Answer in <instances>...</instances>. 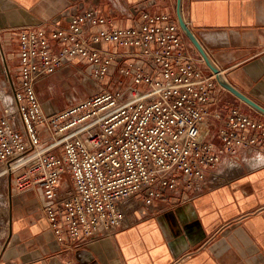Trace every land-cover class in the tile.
I'll return each mask as SVG.
<instances>
[{"label": "built area", "instance_id": "2783aa9c", "mask_svg": "<svg viewBox=\"0 0 264 264\" xmlns=\"http://www.w3.org/2000/svg\"><path fill=\"white\" fill-rule=\"evenodd\" d=\"M5 33L14 44L0 42L6 67L0 80V186L5 181L13 193L39 188L41 210L60 240L124 225V205L132 198L150 204L180 183L204 188L206 170L222 153L233 156L249 146L264 151V116L234 104L217 106L225 89L172 13L143 9L131 25L115 26L88 8L47 34L34 28ZM108 44L131 49L125 56L134 60L119 69L130 79L125 90H115L121 83L99 88L47 112L36 79L76 58L97 84L119 56ZM209 116L219 121L220 148L207 139ZM64 173L72 190L59 189Z\"/></svg>", "mask_w": 264, "mask_h": 264}, {"label": "crops", "instance_id": "0c3cea01", "mask_svg": "<svg viewBox=\"0 0 264 264\" xmlns=\"http://www.w3.org/2000/svg\"><path fill=\"white\" fill-rule=\"evenodd\" d=\"M181 7L188 28L222 76L264 109V0H181ZM88 8L115 26L131 25L143 9L176 16V0H0V42L14 44L7 30L34 28L47 34ZM109 47L119 56L105 78L114 86L129 83L119 69L134 60L125 56L131 49ZM80 64L72 59L36 79L47 112L62 108L44 100L46 83L60 79L74 90L88 71ZM0 75H6L1 58ZM71 95L80 99L74 91L67 98ZM228 104L258 112L221 90L217 106ZM218 127L219 121L209 116L207 139L220 148ZM67 177L62 174L60 184L66 185ZM7 188H0L7 197L5 212H0V264H264V151L254 146L240 147L233 156L222 153L217 165L206 170L202 189L180 183L150 204L130 199L124 225L86 239L66 234L58 239L41 210L39 188L22 193Z\"/></svg>", "mask_w": 264, "mask_h": 264}, {"label": "rangeland", "instance_id": "374dc122", "mask_svg": "<svg viewBox=\"0 0 264 264\" xmlns=\"http://www.w3.org/2000/svg\"><path fill=\"white\" fill-rule=\"evenodd\" d=\"M186 38V37H185ZM186 41L187 43L190 44V42L188 41V39L186 38ZM191 45V44H190ZM192 46V45H191ZM194 52L199 56L200 54L196 51V49L192 46ZM9 65H11L12 63L8 60L7 62ZM205 65V64H204ZM11 67V66H10ZM83 68V66H81L80 64V68ZM86 67V66H84ZM207 67V66H206ZM85 69V68H83ZM84 76H85V80L81 83H78L77 86H75V89L74 90H71V87L70 86H67L66 84H64L63 82H61V80H57L56 82H47V86H46V95H45V99L44 100H48V98L50 99V102H52L53 104H57L55 105L57 109H61V108H64L68 105H71L73 104L74 102H76L77 100L74 101L72 95L71 97L68 99L67 98V94L70 92V91H74L76 93L79 94V97L77 95H75L76 97H78V99H84L85 96L87 95H94L96 94L98 91H99V88H106V89H109V88H112L114 86L113 84V80L108 78H105L103 77L99 82H97V84H94L93 82H91L90 80H88V71H85L83 72ZM1 78H3V76L0 75V80ZM128 82H126L125 84H123L121 87H116V89H122L121 91H124L126 86H127ZM35 88V87H34ZM36 91V90H35ZM36 95L39 99V101L41 102L42 104V100L39 98L38 96V93L36 91ZM89 97V96H87ZM70 99L72 100V102L70 101ZM71 102V103H70ZM68 177H67V183L66 185L65 184H60V189L62 190H70L71 189V186H72V180L69 176V174H67ZM4 186V189L6 190V182L3 181L2 182V185L0 186L3 187ZM6 194L4 193V195H1L0 194V202H1V207H0V212H5V208L4 206L6 205Z\"/></svg>", "mask_w": 264, "mask_h": 264}, {"label": "water", "instance_id": "95a60500", "mask_svg": "<svg viewBox=\"0 0 264 264\" xmlns=\"http://www.w3.org/2000/svg\"><path fill=\"white\" fill-rule=\"evenodd\" d=\"M176 17L177 21L179 23V26L185 35V37L188 39V41L191 43V45L196 49V51L200 54L201 58L203 59V62L205 65L215 74L217 82L228 92H230L232 95H234L236 98H238L240 101H242L244 104L252 107L259 113L264 115V109L254 103L252 100H250L247 96H245L243 93L238 91L235 87H233L221 74L220 70L216 67V65L213 63L207 52L204 50L200 42L197 40V38L194 36V34L190 31L188 28L186 22L183 19L182 15V7H181V0H176Z\"/></svg>", "mask_w": 264, "mask_h": 264}]
</instances>
